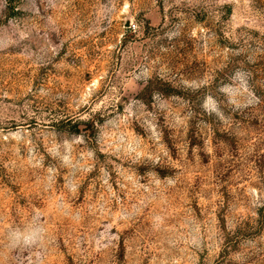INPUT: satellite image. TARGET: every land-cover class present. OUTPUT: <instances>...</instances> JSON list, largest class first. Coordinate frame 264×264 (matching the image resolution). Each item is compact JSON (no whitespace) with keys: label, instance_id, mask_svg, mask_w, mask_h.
<instances>
[{"label":"rangeland","instance_id":"rangeland-1","mask_svg":"<svg viewBox=\"0 0 264 264\" xmlns=\"http://www.w3.org/2000/svg\"><path fill=\"white\" fill-rule=\"evenodd\" d=\"M0 264H264V0H0Z\"/></svg>","mask_w":264,"mask_h":264},{"label":"trees","instance_id":"trees-1","mask_svg":"<svg viewBox=\"0 0 264 264\" xmlns=\"http://www.w3.org/2000/svg\"><path fill=\"white\" fill-rule=\"evenodd\" d=\"M13 10H14V9H13V7H12V12H13Z\"/></svg>","mask_w":264,"mask_h":264}]
</instances>
